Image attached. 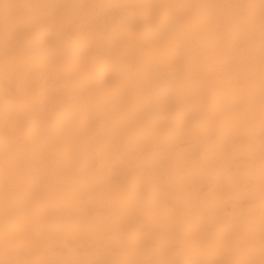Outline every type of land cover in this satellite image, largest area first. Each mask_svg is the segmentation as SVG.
Returning a JSON list of instances; mask_svg holds the SVG:
<instances>
[{
    "label": "bare ground",
    "instance_id": "6f19581e",
    "mask_svg": "<svg viewBox=\"0 0 264 264\" xmlns=\"http://www.w3.org/2000/svg\"><path fill=\"white\" fill-rule=\"evenodd\" d=\"M0 264H264V0H0Z\"/></svg>",
    "mask_w": 264,
    "mask_h": 264
}]
</instances>
